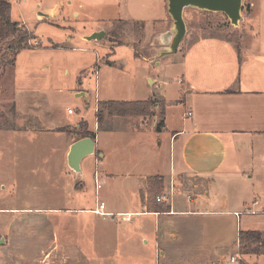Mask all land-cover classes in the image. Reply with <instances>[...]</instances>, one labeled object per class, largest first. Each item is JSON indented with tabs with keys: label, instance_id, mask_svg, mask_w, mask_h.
Listing matches in <instances>:
<instances>
[{
	"label": "crops",
	"instance_id": "crops-1",
	"mask_svg": "<svg viewBox=\"0 0 264 264\" xmlns=\"http://www.w3.org/2000/svg\"><path fill=\"white\" fill-rule=\"evenodd\" d=\"M65 2L68 10L64 9ZM166 9V0H54L37 13V20L62 18L66 21V17L71 15L75 22L85 24L111 20L114 24L111 27L125 23L139 25L144 32L143 46H148V58L160 66L164 60L161 54L167 50L172 32L169 16L163 15ZM260 12L264 13V7L253 4L251 0L249 13L243 17L240 25L237 41L209 33L203 35L204 30L198 26L190 31L185 21L186 34L177 51L171 54L174 57L171 63L174 79H171V83L169 79H163L168 77L167 74L161 79H148L149 90L142 92L144 97L137 100L98 102L97 109L106 102L154 101L152 117L104 114L102 120L97 122L99 126L118 120L136 121L138 124L133 126H144L148 121L157 125L158 121L162 126L157 127V130L163 127L164 122L166 126L171 125L169 181L161 173V165L158 164L160 156L147 152V157L143 155L142 161L151 171H145L141 176L143 183L136 187L135 198H132L133 208L119 209L107 201L101 203L105 205V213L110 216L95 214L93 211L97 209V203L93 210H87L102 218L113 219L122 215L125 222L131 221L133 217L141 219L135 228H138L142 234L141 241L145 243L148 230H153L156 256L159 259L166 255L163 248L167 246L171 252L197 247L193 251L194 258L204 264L211 260L209 255L213 249L229 247L224 238L235 236V246H231L235 253L229 259L230 264H239L241 261L244 264H264V202L256 199L251 207L241 211L233 209L235 197L217 194L220 185L235 188L237 182L250 181L255 174L264 178V21L257 19ZM12 13L11 9L10 18L16 22ZM143 21H147L148 27ZM17 23L24 26L23 21ZM98 31L107 33L101 26L98 29L88 28L81 40L86 42V36ZM197 32L204 38L188 40ZM134 42L127 41L123 45H128L134 51ZM92 48H78L68 39L66 45L22 51L20 54L26 53L22 61L18 53L11 70L0 71V112L6 107L11 112V117L6 118L5 115L0 119V169L3 165L16 171L21 167V171L24 170L22 173L26 175L23 178L27 179L29 164L38 158L37 169H48V172L59 176L62 166L65 171L68 168L69 148L78 140L74 130L79 128L81 122L86 124L88 132L94 134L95 153L88 156L90 163L103 165L107 156L101 151V139L112 136L106 131L109 127L101 132L97 123L91 129L79 114H76L77 119L74 118L75 114L65 113L60 116L54 109L55 104L50 102L52 94L63 93L50 83V70L56 66L67 75L69 71L72 72L67 87L72 99H77L76 94L82 93L88 97L82 78L98 67ZM54 55L58 60H55ZM134 55L140 58L135 52ZM103 63L108 67L114 66L108 60ZM18 65L23 69L21 74L17 71ZM171 84L173 86L170 91L166 90ZM152 86L159 89L157 97L152 92ZM72 121L73 125L70 124ZM5 123H9V126H5ZM103 170L100 174L104 181H112L116 176L110 168ZM155 177L162 183L161 192L151 196L150 180ZM94 179L101 187L97 172ZM3 180L12 182L13 179L6 175L0 177V181ZM173 190L186 192L183 202L174 198ZM211 193H214V198L210 197ZM158 197H164V200L157 202ZM228 206H231L229 210L226 209ZM214 207L217 209H211ZM16 211L19 210L0 209V214H13ZM21 211L26 212L28 209ZM25 214L20 220H29ZM213 221L215 224H212ZM206 231L214 238L209 247L201 246L202 241L198 242ZM239 232L259 233L262 240L261 253L241 255ZM164 243L168 245L164 247ZM205 251H208V255L203 259L202 253Z\"/></svg>",
	"mask_w": 264,
	"mask_h": 264
},
{
	"label": "rangeland",
	"instance_id": "rangeland-1",
	"mask_svg": "<svg viewBox=\"0 0 264 264\" xmlns=\"http://www.w3.org/2000/svg\"><path fill=\"white\" fill-rule=\"evenodd\" d=\"M6 1L11 5L13 20L23 21L28 32L32 34L33 40L29 42L31 47L66 45L68 39H71V43L78 48L93 49L94 47L98 67L91 70L89 75H83L82 78L83 87L88 94L87 98L72 99V94L69 95L67 92L72 72L69 71L67 75L58 66L50 70L51 86L63 91L62 94H52L50 100L51 104H55L54 109L60 116L70 109L74 112L75 119L78 118L76 114H79L92 129L94 123L98 122L96 109L99 101L137 100L144 97L141 95L142 92L149 90L148 79H161L167 74L168 77L163 78L165 81L169 79L171 83V79H174L172 71L174 68H171L173 55L164 57L160 66L151 61L146 49L148 46H143L144 32L139 25L125 23L111 27L114 25L111 20L85 24L81 21L75 22L70 14L68 17L64 15L66 21L62 18L38 21L37 13L54 0ZM250 2L251 0H242V18L248 15ZM253 4L264 7V0H253ZM64 9L68 10L66 2ZM164 14L168 16L167 9L163 11ZM183 18L190 31L198 26L204 30L203 35L209 33L235 40L241 30L242 22L233 26L221 13L194 11L188 8L184 11ZM257 19L264 21V13L260 12ZM143 23L148 27L147 21ZM100 26L107 33L104 32L99 42L81 40L88 32V28L98 29ZM203 35L197 32V35L188 40L195 37H197L195 39H203ZM109 40L122 46L111 44ZM132 40L135 41L132 45L134 51L128 45H123ZM6 47V43H0V71L3 72L11 70L8 63L14 55L11 51H7ZM134 52L140 58H136ZM25 54L19 55L21 61ZM54 56L55 60H58L56 55ZM104 60L113 62L114 66H105ZM22 70L18 65V73L21 74ZM172 86L171 84L166 90L170 91ZM152 92L157 97L159 89L152 86ZM10 113L9 108L6 107L3 112H0V119L5 115L6 118L11 117ZM172 121L175 122L174 118ZM157 123L159 124L158 121ZM70 124L73 125V121ZM136 124H138L136 121L121 120L105 122L104 126L98 124L101 132L109 127L106 131L112 134L109 139L107 137L101 139L103 145L101 151H104L107 156L106 160L103 165L95 166L90 163L89 157H85L80 165V174H74L68 168L65 171L62 166L59 176L56 177L51 171L48 172V169L44 170L41 167L37 169L38 158H35L34 163L29 164L28 178L24 179L26 175L22 173L24 170L21 171V167L16 171L11 170L9 166L5 168L6 166L3 165L4 167L0 169V177L7 175L13 180L12 182L0 181V209H18L19 211L13 214L5 212L0 214V262L7 264H200L195 260V253H193L197 247L171 252L169 246L165 247L168 245L166 243L163 248L166 255L159 259L156 256L155 235L152 229L148 230L149 233L146 235L147 243L144 240L141 241L142 234L138 228H135L141 220L139 218L133 217L131 221L125 222L122 215L113 216V219L102 218L87 211L93 210L96 203L98 206L99 203H107V201L119 209L133 208L132 198H135L136 187L143 183L141 176L146 173L145 171H151L142 161V156L147 157V152L160 156L158 164L161 165V173L166 181H169L171 125L166 126L164 122L163 127L157 130L158 124L154 125L153 121H148L144 126L141 124L133 126ZM5 126H9V123H5ZM106 144H108L107 147L104 146ZM105 168L112 169L111 173L113 171L116 175L112 181L102 180L100 173ZM95 172L99 174V181L102 184L99 189L96 188L98 183L96 184L94 179ZM15 178L19 179L15 180ZM219 187L218 195L221 193L226 197H235L233 209L243 211L251 207L256 199L264 202V178L259 174L253 175L250 181L240 180L234 185L235 188L228 185ZM172 194L175 199H180L182 202L187 195L186 192L179 190H173ZM213 194H210L211 198H214ZM230 207L226 209L229 210ZM22 209H28V211L22 212ZM24 213L29 218L28 221L20 220ZM212 224H215L214 221ZM234 237L224 238L229 247L222 250L213 249L209 255L211 260L205 263L230 264L229 259L235 253L234 248H231L235 246ZM213 239L211 233L206 231L198 242L202 241L201 246L209 247ZM247 249L261 251L260 245L256 243L248 244ZM199 255L198 253L197 257ZM207 255L208 251L203 252V259H206Z\"/></svg>",
	"mask_w": 264,
	"mask_h": 264
},
{
	"label": "trees",
	"instance_id": "trees-1",
	"mask_svg": "<svg viewBox=\"0 0 264 264\" xmlns=\"http://www.w3.org/2000/svg\"><path fill=\"white\" fill-rule=\"evenodd\" d=\"M11 5L5 1L0 0V43L7 44V51L14 53L12 59L9 61V65L12 67L15 58L19 52L23 50H32L34 48H40L41 46L31 47L29 42L33 40V36L28 30L20 23L13 22L10 18ZM231 40V39H228ZM237 41V39L233 40ZM81 81V77H80ZM153 100L147 102H106L101 104V108L97 109L96 117L98 121H101L104 114L108 116H119V117H152L154 116L153 111ZM162 126V123L158 124V128ZM63 131V130H60ZM77 139L85 137L94 138V134L88 132L85 123H80L79 128L75 130ZM150 188V195H154L161 192L160 179L158 177L152 178ZM158 185V186H157ZM167 209V208H166ZM258 244L262 247L261 235L257 232H239L238 234V245L239 253L241 255L249 254H260L261 251L258 249L248 250L247 245ZM239 264H244L242 261Z\"/></svg>",
	"mask_w": 264,
	"mask_h": 264
},
{
	"label": "water",
	"instance_id": "water-1",
	"mask_svg": "<svg viewBox=\"0 0 264 264\" xmlns=\"http://www.w3.org/2000/svg\"><path fill=\"white\" fill-rule=\"evenodd\" d=\"M167 14L172 22V32L168 48L162 52L161 57L174 54L186 34V25L183 18L185 9L192 8L203 12L221 13L230 22L237 26L243 21L241 16L242 0H166ZM104 32H94L84 39L88 42L99 41ZM169 39V37H168ZM76 98H86L85 94H76ZM95 153L94 140L85 137L74 142L68 152L67 166L74 174H80V163L88 156Z\"/></svg>",
	"mask_w": 264,
	"mask_h": 264
},
{
	"label": "built area",
	"instance_id": "built-area-1",
	"mask_svg": "<svg viewBox=\"0 0 264 264\" xmlns=\"http://www.w3.org/2000/svg\"><path fill=\"white\" fill-rule=\"evenodd\" d=\"M67 114H68V115H73L74 112H73L72 110H70V109H67ZM188 115H190V114H188ZM95 182H96V184H97L96 179H95ZM96 188L99 189V188H100V185L97 184V185H96ZM162 200H164V197H163V198L158 197V198L156 199L157 202H161ZM104 210H105V205H104L103 203H100V204L98 205L97 209L94 210L93 212H94L95 214H97V215H101V216H110V215H111V214L105 213ZM126 219H128V218H126ZM231 261L234 262L235 259H231Z\"/></svg>",
	"mask_w": 264,
	"mask_h": 264
}]
</instances>
